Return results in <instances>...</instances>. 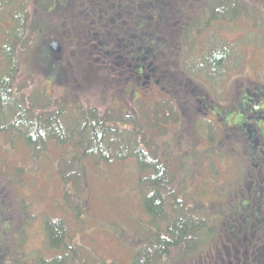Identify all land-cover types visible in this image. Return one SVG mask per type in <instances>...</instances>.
I'll return each mask as SVG.
<instances>
[{
  "label": "rangeland",
  "instance_id": "1",
  "mask_svg": "<svg viewBox=\"0 0 264 264\" xmlns=\"http://www.w3.org/2000/svg\"><path fill=\"white\" fill-rule=\"evenodd\" d=\"M27 1L29 13L33 12L32 31L17 50L19 70L14 80L16 88L24 91L22 96H29L34 90L39 93L44 90L66 105L99 109L111 123L121 120L123 112L129 118L136 116L135 120L139 117V122L147 120L148 111L144 115L145 110L153 111L155 107L159 110L165 98L173 99H169L170 104L176 102L179 108L184 109L182 116H169L168 121L161 118L159 126L158 122L152 124L150 121L148 135L160 153L169 155L164 161L171 164L172 179L182 183L184 198L204 203V212L217 223L212 241L207 244L210 246L203 248L222 245L226 229L235 235H243L246 225L243 226L240 220L249 214L257 218L262 214L261 201H257L259 193L256 192V195L254 192L252 199L250 182H264L261 178L263 165L246 167V148L255 143L259 153L264 155V141L259 142L255 135H249L246 143L234 141L235 133L217 115L224 111L227 112L224 115L232 117L236 112V95L241 94L240 89L244 85H251V80L259 78L258 82L264 84V0H237L239 4L232 2L235 0H226L223 7L229 9V5L231 9L236 8L235 12L240 13L238 20L224 18L214 21L212 31L203 33L207 38L198 35L194 49L187 52L184 60L186 51L182 49L185 54L182 52L179 55L181 50H178L165 66L161 57L149 56L151 53L148 54L146 47L141 46L144 32L137 27L126 35L128 55L111 49L103 51L90 32L78 44L84 32L78 33L76 39L71 31L64 28L68 18L64 19V16L62 20L63 16L35 12L39 3ZM212 1L207 0L208 5L202 3L200 9L216 8V5H211ZM24 4L15 0L16 9H10V12L19 11ZM41 24L43 30H40ZM10 26L16 24L10 25L6 20L1 29H9ZM57 38L61 39L64 56L62 60L50 64L46 48L50 40ZM221 46L227 48L229 55L218 72L208 68L204 59L210 54L209 50L220 49ZM112 48L121 50L120 46ZM139 55L142 58L149 56L154 71L146 68L141 79H138L139 76L130 78L129 58ZM2 58L0 55V60ZM145 61L148 65L149 61ZM38 64L49 67V75L40 70ZM202 65L205 67L202 68ZM60 71L71 86L65 81L58 83L65 79ZM162 76L166 79L156 82ZM82 78L86 79V84L76 85L77 79ZM176 81H187L188 85L181 88L174 84ZM26 87L28 89L24 90ZM202 96L208 99L203 97L202 100L209 109L206 117L215 120H208L199 114L198 108L201 107L198 100ZM242 117L249 128V120L243 112ZM129 122L132 123L131 120ZM238 149H244L246 155L239 154ZM65 151L69 155L76 153L73 149L51 145L34 160L32 150L23 141L16 140L10 145L7 136L0 133V199L3 201L1 205H4L0 207V216L6 215L0 219V234L10 244L9 254H3V249L0 251L1 264L12 261L11 252L13 256L24 254L31 264L35 258L37 261L53 255L48 249L42 225V219L44 221L46 217H60L73 226L76 242L93 257L95 252L104 260L131 264V249L140 244L141 222L147 220L137 189V163L133 159L101 164L92 159L84 160L83 183L87 190L78 206H70L63 200V183L58 175L61 155L66 154ZM261 161L264 162V156L257 157V162ZM249 175L252 177L250 182ZM244 176L246 182L241 183ZM182 254L181 249L174 251L165 264H181Z\"/></svg>",
  "mask_w": 264,
  "mask_h": 264
},
{
  "label": "trees",
  "instance_id": "2",
  "mask_svg": "<svg viewBox=\"0 0 264 264\" xmlns=\"http://www.w3.org/2000/svg\"><path fill=\"white\" fill-rule=\"evenodd\" d=\"M18 1L25 4L18 9L19 11L11 13L10 9H16L15 0H0V46H3L0 47V55L3 57V62L0 60V133L7 136L9 144H14L16 140L23 141L32 150L34 160L41 157V153H45L51 145L76 151L70 155L65 151L66 154L61 155L62 163L58 168V175L63 183V200L70 206H78L81 196H84L87 190L83 183L84 160L92 159L95 163L101 164L133 159L139 168L136 183L147 220L141 222L140 244L131 249V264H165L173 256V252L179 249L183 252L181 264H264V182H250L252 178L250 175L248 181L252 183L250 188L252 199L256 192L259 193V199L256 198L255 201H261L262 214L258 218L249 214L240 220L243 226L246 225L243 227L246 229L243 235H235L226 229L223 231L226 233L222 245L216 248H203L212 241L217 223L204 212L206 209L204 203L184 198L182 183L172 179L171 164L164 161L165 156L169 155L160 153L148 135L150 121L152 124L158 122L159 126L161 118L168 121L169 116L176 115L179 118L182 116L184 109L179 108L176 102L170 104L169 99L171 101L173 99L165 98V103L159 110L156 107L153 111L145 110L144 115L148 111L145 118L147 120L139 122L138 115L135 120L136 116L129 118L126 116L127 113L123 112L121 120L111 123L99 109L66 105L44 90L42 93L34 90L29 96H22L23 90L16 88L14 82L19 70L17 50L24 43L27 34L32 31L33 12L29 13L27 0ZM34 1L39 3L35 12L63 16L62 20L64 16V19L68 18L64 28L71 31L76 39L78 33L84 32L79 37L78 44L84 39V35L90 32L103 51L111 49L127 53L126 35L137 27L144 32L141 46L144 45L147 53H151L149 56L161 57L163 66L171 62L178 50H181L179 55L183 52L182 49L186 51V54L183 52L184 60L187 52L194 49L198 35L212 31L214 21L218 22L224 18L235 21L240 16L239 12H235L236 8L231 9L229 5L227 6L229 9L223 7L226 0H213L211 5L218 7L204 10L200 9V5L202 3L208 5L207 0ZM232 2L239 4L236 3L237 0ZM6 20L10 25L13 23L16 26L12 25L9 29L2 30L1 25ZM42 25L40 30H43ZM214 32L216 33L215 27ZM203 37L207 38L205 35ZM114 46H120L121 50L113 49ZM226 49L225 46H221L220 49L209 50L210 54L204 59L205 65L220 72V67L228 59L229 51ZM46 50V58L53 64L57 59L50 54L48 45ZM154 51L156 54L152 55ZM149 56L129 58L130 78L139 76L138 79H141L146 68L154 71ZM145 60L149 61L148 65H145V62L147 63ZM140 63L143 64L139 65ZM39 66L40 70L49 75V67L38 64ZM155 67L161 69L160 66ZM203 67L205 66L202 65ZM62 74L65 79L58 83L65 81L69 84L70 81L64 73ZM162 79H166L165 76L156 82ZM176 82L174 84L181 88L188 85L187 81ZM84 84L85 78L77 79L76 85ZM27 89L28 87L24 90ZM234 111L236 112L230 119L237 116L240 110ZM221 113L225 114L224 111ZM107 117L110 118L108 115ZM240 122L237 124L240 125ZM240 136V139L234 141L245 142L247 138L244 132ZM152 145L154 146L151 147ZM238 153L246 155L244 149H238ZM258 156L260 153L257 154L256 150L253 154L247 151L246 167H257L259 164L264 167L263 161L257 162ZM245 178L246 176L240 182H246ZM261 178L264 181V174ZM71 197L73 202L70 200ZM2 203L0 199V207H4ZM4 216H0V219ZM30 219H33V216H30ZM42 225L46 231L48 249L53 255L39 258L37 261L35 258L33 264H116L114 261L99 258L95 252L94 257L87 251L84 252L86 250L84 246L76 242L74 227L67 224L64 219L46 217L44 221L42 219ZM6 227L3 229L6 230ZM5 239L6 237L0 234V251L3 249V254H9L10 244ZM10 257L12 261L9 264L13 262L31 264L27 262L24 254L13 256L11 252Z\"/></svg>",
  "mask_w": 264,
  "mask_h": 264
},
{
  "label": "flooded vegetation",
  "instance_id": "3",
  "mask_svg": "<svg viewBox=\"0 0 264 264\" xmlns=\"http://www.w3.org/2000/svg\"><path fill=\"white\" fill-rule=\"evenodd\" d=\"M218 7V6H217ZM259 80V78H258ZM258 80L254 81L251 80V85L248 87L244 85L243 89H240L242 92L241 94L236 95L237 103L234 104L236 110L238 111L237 117L230 119L229 116L224 115V113L219 112V119L224 122L229 129H232L235 134L234 140L240 139L241 133L244 132V135H246V138H248L249 135L256 136L260 140L259 142L264 141V84H261L258 82ZM204 96H202L198 100V106L201 108L199 109V114L202 115L208 119L209 116L206 117V115L209 114V109L206 108V102L202 101ZM205 100L207 97H204ZM208 100V99H207ZM244 107V108H243ZM242 112L245 113L246 118L249 120V128L247 126H244V118L242 117ZM227 113V112H225ZM239 113L241 115L239 116ZM215 116V115H213ZM202 117V118H204ZM214 118L211 117L208 120H213ZM215 120V119H214ZM241 121V122H240ZM237 122H240V125L237 124ZM243 123V125H242ZM247 140H245V143ZM257 143V142H256ZM258 149L256 148L255 143L247 146L246 151H249V153H252ZM259 152V151H258ZM260 156H264L263 154H260ZM264 163V162H263ZM0 260L1 254H0Z\"/></svg>",
  "mask_w": 264,
  "mask_h": 264
},
{
  "label": "water",
  "instance_id": "4",
  "mask_svg": "<svg viewBox=\"0 0 264 264\" xmlns=\"http://www.w3.org/2000/svg\"><path fill=\"white\" fill-rule=\"evenodd\" d=\"M49 47V52L50 54L56 58L57 60H62L63 59V45L60 41L58 40H51L48 44ZM1 264V262H0Z\"/></svg>",
  "mask_w": 264,
  "mask_h": 264
}]
</instances>
